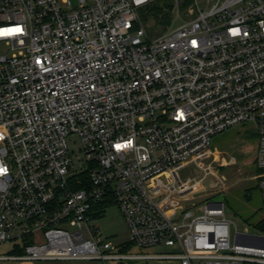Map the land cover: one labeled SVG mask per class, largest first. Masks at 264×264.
<instances>
[{
    "label": "built area",
    "instance_id": "1",
    "mask_svg": "<svg viewBox=\"0 0 264 264\" xmlns=\"http://www.w3.org/2000/svg\"><path fill=\"white\" fill-rule=\"evenodd\" d=\"M157 1L0 0V260L264 264V230L178 199L215 174L213 137L252 123L264 200V0H184L150 37ZM110 206L126 241L101 231Z\"/></svg>",
    "mask_w": 264,
    "mask_h": 264
},
{
    "label": "rangeland",
    "instance_id": "2",
    "mask_svg": "<svg viewBox=\"0 0 264 264\" xmlns=\"http://www.w3.org/2000/svg\"><path fill=\"white\" fill-rule=\"evenodd\" d=\"M180 1L181 5L178 7L175 0H159L141 10V20L150 37L159 36L168 28L179 26L182 19L178 17V11H181L183 16H188L186 13L188 3ZM153 6H159L161 11L156 13ZM258 140L259 131L252 123L237 125L214 136L211 144L213 153L205 163L214 168L215 174L205 178L199 189L190 191L181 199L178 198L179 203L182 205L197 203L200 206L193 208L194 212H197L205 202H223L227 216L239 230L248 229L253 233L263 231L257 227L258 222L264 219V200L256 178L263 171L258 169L256 161ZM193 174L192 164L180 171L183 179ZM165 178L159 177L154 183L162 182L166 180ZM221 178H224L225 185H221ZM189 199L191 200L188 201ZM99 224L103 235L113 242L128 239V226L117 206L108 207L105 215L99 218ZM12 246V242L1 244L0 254H10ZM158 263L170 264L166 261Z\"/></svg>",
    "mask_w": 264,
    "mask_h": 264
},
{
    "label": "crops",
    "instance_id": "3",
    "mask_svg": "<svg viewBox=\"0 0 264 264\" xmlns=\"http://www.w3.org/2000/svg\"><path fill=\"white\" fill-rule=\"evenodd\" d=\"M153 251V250H149ZM166 263L170 264H179L177 261H171V260H164ZM155 261L151 262H133L130 264H160L159 261H156V263H153ZM0 264H92L89 262H83V261H28V260H0Z\"/></svg>",
    "mask_w": 264,
    "mask_h": 264
},
{
    "label": "trees",
    "instance_id": "4",
    "mask_svg": "<svg viewBox=\"0 0 264 264\" xmlns=\"http://www.w3.org/2000/svg\"><path fill=\"white\" fill-rule=\"evenodd\" d=\"M154 7V6H153ZM153 9H155V12L156 13H159L161 11L160 7L159 6H155ZM170 13V12H169ZM169 13H167V15H169ZM171 18V16H170ZM170 18L168 19V21L170 22ZM257 227H260L264 230V219L262 218V220L260 221V223H258V226ZM16 252L20 253V252H23V249L22 248H18L16 250Z\"/></svg>",
    "mask_w": 264,
    "mask_h": 264
}]
</instances>
